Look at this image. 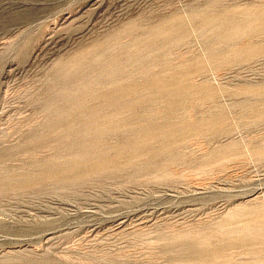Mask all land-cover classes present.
<instances>
[{"label":"rangeland","instance_id":"obj_1","mask_svg":"<svg viewBox=\"0 0 264 264\" xmlns=\"http://www.w3.org/2000/svg\"><path fill=\"white\" fill-rule=\"evenodd\" d=\"M263 114L264 0H0V264H264Z\"/></svg>","mask_w":264,"mask_h":264},{"label":"bare ground","instance_id":"obj_2","mask_svg":"<svg viewBox=\"0 0 264 264\" xmlns=\"http://www.w3.org/2000/svg\"><path fill=\"white\" fill-rule=\"evenodd\" d=\"M246 25H247V24H246ZM245 27H246V26H245ZM240 29H241V28H240ZM241 31H243V30H241ZM233 33H234V32H233ZM237 33H238V32H237ZM219 34H220V33H219ZM231 34H232V33H231ZM235 34H236V33H235ZM234 36H235V35H234ZM237 36H238V35H237ZM241 36H242V35H241ZM245 36H246V35H245ZM231 38H232V37H231ZM235 38H236V37H235ZM250 46H251V45H250ZM247 47H248V46H247ZM252 47H254V46H252ZM234 48H235V47H234ZM249 52H250V51H249ZM213 56H214V55H213ZM250 56H251V55H250ZM214 57H215V56H214ZM216 60H217V58H216ZM231 60H232V59H231ZM197 61H198V60H197ZM217 61H218V60H217ZM213 62H214V61H213ZM210 63L212 64V62H210ZM216 64H217V62H216ZM216 64H215V65H216ZM213 66H214V65H213ZM162 72H163V71H162ZM173 73H174V72H173ZM156 74H157V73H156ZM155 82H156V81H155ZM179 83H180V82H179ZM170 85H171V84H170ZM176 86H177V85H176ZM200 86H201V85H200ZM162 87H163V86H162ZM182 87H183V86H182ZM150 88H151V87H150ZM204 88H205V87H204ZM188 90H189V89H188ZM208 90H209V89H208ZM208 90H207V91H208ZM171 91H173V89H172ZM193 91H194V90H193ZM166 92H167V91H166ZM173 92H174V91H173ZM190 92H192V90H191ZM154 95H155V94H154ZM121 97H122V96H121ZM152 100H153V99H152ZM189 108H190V107H189ZM189 108H188V109H189ZM186 109H187V107H186ZM116 111H117V110H116ZM119 111H120V110H119ZM254 111H255V110H254ZM256 111H257V110H256ZM256 113H257V112H256ZM258 114H259V113H258ZM255 115H256V114H255ZM259 115H260V114H259ZM263 115H264V114H263ZM258 117H259V116H258ZM258 117H257V118H258ZM254 118H255V117H254ZM257 118H256V120H257ZM184 119H185V118H184ZM261 119H262V118H261ZM180 120H181V119H180ZM261 121H262V120H261ZM263 121H264V120H263ZM181 122H182V121H181ZM256 122H257V121H256ZM258 122H259V120H258ZM177 124H178V123H177ZM182 124H183V123H182ZM194 124H195V123H194ZM133 125H134V124H133ZM188 125H189V124H188ZM190 125H191V124H190ZM207 125H209V124H207ZM171 126H172V125H171ZM174 126H175V125H174ZM183 126H184V125H183ZM192 126H193V125H192ZM167 127H168V126H167ZM207 127H208V126H207ZM176 128H177V127H176ZM176 128H175V129H176ZM196 128H197V127H196ZM167 129H168V128H167ZM172 129H173V128H172ZM194 129H195V128H194ZM197 129H198V128H197ZM169 130H170V129H169ZM173 130H174V129H173ZM187 130H188V129H187ZM166 131H167V130H166ZM166 131H165V132H166ZM170 131H171V130H170ZM180 131H181V130H180ZM191 132H193V131H191ZM171 133H172V132H171ZM169 135H170V134H169ZM170 136H171V135H170ZM246 238H247V237H246ZM254 254L256 255V253H254ZM251 258H252V257H251ZM253 258H254V257H253ZM252 260H253V259H252ZM252 260H251V262H253ZM254 260H255V259H254ZM255 261H256V260H255ZM232 264H233V263H232Z\"/></svg>","mask_w":264,"mask_h":264}]
</instances>
